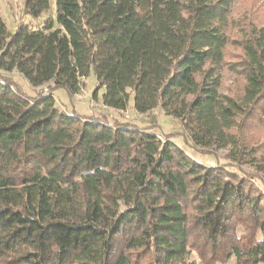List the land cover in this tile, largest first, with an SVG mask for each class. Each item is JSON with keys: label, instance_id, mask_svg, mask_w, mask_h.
Wrapping results in <instances>:
<instances>
[{"label": "trees", "instance_id": "1", "mask_svg": "<svg viewBox=\"0 0 264 264\" xmlns=\"http://www.w3.org/2000/svg\"><path fill=\"white\" fill-rule=\"evenodd\" d=\"M233 2L55 0L57 27L48 17L13 33L0 18V69L53 81L30 98L0 73V264H264V191L251 179L262 180L239 167L264 172V145L246 133L264 131V25L237 22ZM22 4L33 18L50 8ZM232 45L242 54L228 62ZM91 68L105 107L132 95L138 114L159 107L179 120L175 136L230 147L235 163L206 166L149 127L62 112L53 89L73 96ZM223 69L242 77L237 96L220 91Z\"/></svg>", "mask_w": 264, "mask_h": 264}, {"label": "rangeland", "instance_id": "2", "mask_svg": "<svg viewBox=\"0 0 264 264\" xmlns=\"http://www.w3.org/2000/svg\"><path fill=\"white\" fill-rule=\"evenodd\" d=\"M232 15L235 19L244 23L247 21H253L256 25H264V0H233ZM49 10L41 14L38 18H33L23 11L22 0H0V18L6 23L7 30L11 33L15 32L18 24L25 23L30 29H40L44 25L46 18L51 17L54 21V27L58 24L55 21V0H50ZM240 25H242L240 23ZM237 29H232L234 35L237 34ZM241 49L237 46H228L225 50V58L228 62L238 61L241 56ZM0 73L3 75L10 76L14 83L21 86L22 91L28 97H34L39 91L43 93L47 92L46 88L48 85H52L53 81H48L41 86H32L29 82L22 77L17 71H3L0 69ZM221 84L220 91L230 96H237L242 89L243 79L240 75L230 72L227 69H223L221 72ZM96 77L94 71L91 68L89 74L86 77L81 78L79 89L76 94L70 96L65 88L57 87L53 89L52 94L54 97L55 105L63 112H67L69 115L71 112L75 113L82 119H95L99 122L108 125H117L121 123H129L130 126H138L141 128H150L155 133L157 138L164 142L165 139L171 141L175 146L181 147L188 156L192 159L205 164L206 166H215L222 164H234L233 158L231 157L230 147L221 149L215 148H200L192 146L189 139H183L182 136H175L182 131V126L179 120L165 115L164 112L159 108L155 107L148 113L138 114L134 110V104L132 103V95L130 96L127 108L122 110L105 107L101 103L102 94L105 92L104 87L97 88ZM13 90H15L13 88ZM96 91V97H93V93ZM240 121V120H239ZM251 122V119L248 120ZM245 129V127H244ZM252 131V132H251ZM173 132V133H172ZM246 132V131H245ZM248 136L255 135V143L259 145L262 150L264 145V131H256V129L248 130ZM167 134H172L166 136ZM230 156V157H229ZM258 156V154H257ZM239 167L243 172H257L261 177L262 182L259 179L253 178L251 181L264 191V172L258 171L254 168L252 162L240 163ZM227 170L233 172H243L236 169L234 166L228 165ZM190 260H197V256L194 252L188 257ZM235 258L231 256L226 264H234ZM219 264V263H216Z\"/></svg>", "mask_w": 264, "mask_h": 264}]
</instances>
